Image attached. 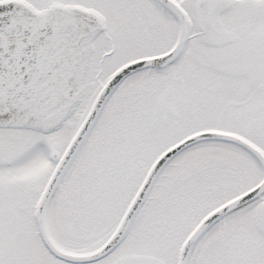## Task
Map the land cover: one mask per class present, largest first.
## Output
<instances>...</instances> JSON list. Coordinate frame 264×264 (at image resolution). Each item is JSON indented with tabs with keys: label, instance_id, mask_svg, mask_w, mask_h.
<instances>
[{
	"label": "snow or ice",
	"instance_id": "1",
	"mask_svg": "<svg viewBox=\"0 0 264 264\" xmlns=\"http://www.w3.org/2000/svg\"><path fill=\"white\" fill-rule=\"evenodd\" d=\"M0 264H264V0H0Z\"/></svg>",
	"mask_w": 264,
	"mask_h": 264
}]
</instances>
